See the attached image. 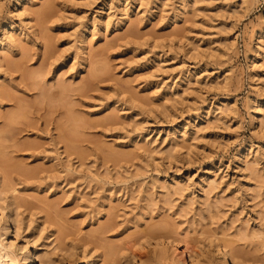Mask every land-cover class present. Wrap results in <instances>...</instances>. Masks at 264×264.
I'll return each mask as SVG.
<instances>
[{"label": "rangeland", "instance_id": "rangeland-1", "mask_svg": "<svg viewBox=\"0 0 264 264\" xmlns=\"http://www.w3.org/2000/svg\"><path fill=\"white\" fill-rule=\"evenodd\" d=\"M0 151L53 264H264V0H0Z\"/></svg>", "mask_w": 264, "mask_h": 264}, {"label": "bare ground", "instance_id": "bare-ground-1", "mask_svg": "<svg viewBox=\"0 0 264 264\" xmlns=\"http://www.w3.org/2000/svg\"><path fill=\"white\" fill-rule=\"evenodd\" d=\"M40 13H42V11H40ZM11 27L12 26H10L8 30L14 29ZM8 30H6V28L2 29L3 32H7ZM15 41H16V37L10 36L8 38V40L2 44V46L8 47V45H13L15 43ZM62 89H63L62 91H64L68 88L63 86ZM13 118H15V117H13ZM11 119H12V117H11ZM73 120L74 119L70 118V117L67 118L66 120H64L65 121V128L68 127L67 126L68 122H69L68 125H70V127H72L71 124L72 123L74 124ZM67 130H68V128H67ZM70 130L71 129H69V131ZM7 167L13 168V167H15V165H7ZM5 208H6V206L4 204L0 203V223H3V225H4L2 227L3 233L4 234L14 233V236H17L19 234V229H18V227L13 226V221H9L7 218H5V215H6ZM11 214H12L11 211H9L8 218H11ZM28 245H29V243L27 242L23 246L17 247L13 243H5V242H3V240H0V264H53V262L50 260V258L47 254H45V253L40 254L39 251H37V250L31 251V250H29ZM166 246H167L168 250L177 251L181 258H184L187 255V251L185 250V248H182V249L179 248L178 249V246L173 245L172 241H169L168 243H166ZM235 247H234V245H232L230 243H226L225 241H220V242L216 243L215 244V251H216V256L218 257V264H250V262H249L250 259L245 258L244 253H242L241 250L239 251L238 248L235 249ZM70 257H72V256L70 255ZM188 257L192 258V255L189 254ZM166 258H167V254L161 253V255L158 254L154 260L155 261H165V260H167ZM251 259L253 260V262H259L258 258L254 257V256H253V258L251 256ZM74 264H98V262L96 260H94V258H90L89 260H86V261H83L81 258H78V260H76L74 262ZM251 264H252V262H251Z\"/></svg>", "mask_w": 264, "mask_h": 264}]
</instances>
